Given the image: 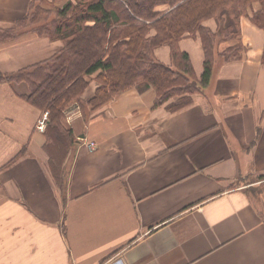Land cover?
Segmentation results:
<instances>
[{"label":"crops","instance_id":"0c3cea01","mask_svg":"<svg viewBox=\"0 0 264 264\" xmlns=\"http://www.w3.org/2000/svg\"><path fill=\"white\" fill-rule=\"evenodd\" d=\"M32 1L0 0V29ZM239 29L241 59L216 56L184 107L174 108L178 98L154 106L150 87L91 112L71 105L61 126L74 141L57 156L35 128L41 110L23 99L28 85L1 83L0 264H264V31L248 16ZM61 47L36 34L6 40L0 72ZM178 48L199 80L198 36ZM154 56L171 63L168 46ZM90 79L83 100L96 88Z\"/></svg>","mask_w":264,"mask_h":264},{"label":"trees","instance_id":"16d2710c","mask_svg":"<svg viewBox=\"0 0 264 264\" xmlns=\"http://www.w3.org/2000/svg\"><path fill=\"white\" fill-rule=\"evenodd\" d=\"M254 3L257 10L251 11ZM52 13L50 23L36 26L41 15ZM243 16L264 31V0H75L61 7L33 0L26 16L11 28L0 29V40L18 38L21 35L15 31L29 24L34 27L31 33L61 41L62 47L38 63L12 73L0 72V84L28 85L29 94L23 99L48 112L43 132L46 145L54 156L61 155L74 141L61 119L75 103L80 108L88 106L91 112L127 89L150 87L154 106L173 98H178L174 108L189 104L191 96L209 82L216 56L223 62L241 59L238 36ZM209 20L214 21V30L205 26ZM195 36L203 52L199 80L188 55L178 48L181 39ZM231 41L233 45L228 44ZM161 46L170 49V65L154 56ZM90 77L96 88L83 100Z\"/></svg>","mask_w":264,"mask_h":264},{"label":"rangeland","instance_id":"374dc122","mask_svg":"<svg viewBox=\"0 0 264 264\" xmlns=\"http://www.w3.org/2000/svg\"><path fill=\"white\" fill-rule=\"evenodd\" d=\"M40 6H42V7H45L44 6V4H42V3H40L39 4ZM54 16V14L52 13V14H49V15H47V16H45V15H41L39 18H40V20L36 23V26H39V25H43V24H48V23H50V20H51V18ZM145 21V23H149V22H146L147 20L145 19L144 20ZM25 28H27V29H25ZM33 26L32 25H26V26H23V27H20L17 31H15V34H20L21 36L22 35H24V34H34V33H31L30 31L31 30H33ZM21 36H19V37H21ZM18 37V38H19ZM17 39V38H16ZM8 40H10V39H8ZM2 43H5V41H2V40H0V45L2 44ZM152 89V88H151ZM153 90V89H152ZM87 100V99H86ZM73 105H76V107H80L77 103H75V104H73ZM83 108H89L88 106H85V107H82V108H80V109H83Z\"/></svg>","mask_w":264,"mask_h":264},{"label":"built area","instance_id":"2783aa9c","mask_svg":"<svg viewBox=\"0 0 264 264\" xmlns=\"http://www.w3.org/2000/svg\"><path fill=\"white\" fill-rule=\"evenodd\" d=\"M47 121H48V112L44 111L41 113L40 117L36 122V130L39 132H44Z\"/></svg>","mask_w":264,"mask_h":264}]
</instances>
